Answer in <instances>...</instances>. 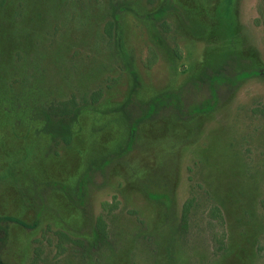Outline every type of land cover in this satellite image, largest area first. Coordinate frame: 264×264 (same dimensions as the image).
Instances as JSON below:
<instances>
[{
    "label": "rangeland",
    "instance_id": "obj_1",
    "mask_svg": "<svg viewBox=\"0 0 264 264\" xmlns=\"http://www.w3.org/2000/svg\"><path fill=\"white\" fill-rule=\"evenodd\" d=\"M259 4L0 0V264H264Z\"/></svg>",
    "mask_w": 264,
    "mask_h": 264
},
{
    "label": "trees",
    "instance_id": "obj_2",
    "mask_svg": "<svg viewBox=\"0 0 264 264\" xmlns=\"http://www.w3.org/2000/svg\"><path fill=\"white\" fill-rule=\"evenodd\" d=\"M259 12H260V17L257 19V22H261V20L264 21V0H260ZM159 19H161V18H159ZM164 25H166V27H167L169 24L166 23L165 20L162 19L161 27L166 29V27ZM172 49H173V52L175 55H177L178 57H181V48L177 42L174 43V46ZM155 60H156L155 50H154V48L151 47L150 53L148 56V64L151 65ZM217 75H218L217 78L222 77L221 73L217 74ZM211 90L213 91L214 87H212ZM169 98H172V99L178 98L177 100L180 101V97L178 96V94L176 92H165V93L161 94L160 98L158 99V103H159L158 105H160L161 103H164L166 100H169ZM77 110H78L77 103L69 102V103L65 104L63 107V110L61 112H57L56 115L60 118V120L64 124L67 125L72 121L71 119H73V117L76 116V114L78 113ZM61 138L65 143H70L72 140V136L70 133L63 134L61 136ZM187 209H188V203H186L184 205V211H183V219L184 220L187 217ZM101 226H102L101 222H100V220H98L97 221V228L100 232L103 230ZM57 233H58V235H60V237L62 239L69 240L70 243H77L78 244V243L83 242V241L79 240V238H73V237L69 236L65 231H57ZM35 259H36V257L34 256V258H32V260L29 264H35Z\"/></svg>",
    "mask_w": 264,
    "mask_h": 264
}]
</instances>
